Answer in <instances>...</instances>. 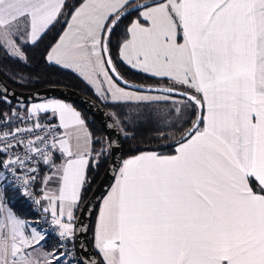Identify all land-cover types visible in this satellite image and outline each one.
I'll list each match as a JSON object with an SVG mask.
<instances>
[{"label": "snow or ice", "instance_id": "obj_1", "mask_svg": "<svg viewBox=\"0 0 264 264\" xmlns=\"http://www.w3.org/2000/svg\"><path fill=\"white\" fill-rule=\"evenodd\" d=\"M67 7L0 0V51L26 65ZM133 14L118 57L153 86L125 80L112 57L111 35ZM67 15L46 61L128 111L97 138L72 103L13 106L0 89V264H264V0H81ZM145 112L158 139L179 133L174 151L125 158L121 136ZM109 159L114 183L92 229L99 259L77 258L88 231L77 213L92 215L87 194ZM9 189L39 218L17 215Z\"/></svg>", "mask_w": 264, "mask_h": 264}, {"label": "trees", "instance_id": "obj_2", "mask_svg": "<svg viewBox=\"0 0 264 264\" xmlns=\"http://www.w3.org/2000/svg\"><path fill=\"white\" fill-rule=\"evenodd\" d=\"M66 2L69 7L65 8L64 12L68 13L70 8L73 5L78 6L81 0H66ZM136 16L137 14H133L132 16L123 19L119 26L112 33L110 45L112 50V57L116 62V66L119 69V72L128 81L142 85H155L156 81L148 79V77L143 73L131 70L127 66V64L122 63L118 57V46L124 38L127 24L134 18H136ZM65 19L66 16H62L60 18V22L55 23V25L47 31V34L44 35L43 38L35 46H30L26 49L28 58L26 65L16 60L10 59L9 57L5 56L2 51H0V76L10 87L19 91L29 92L52 85L63 86L77 90L80 93L94 99L108 112L109 115L111 113L127 112L128 107L126 106L106 103L102 99H99L93 89V86L87 83L79 74H77L73 70L64 69L60 66L51 64L46 61L45 56L48 48L51 45L55 44L56 40L59 38L66 26V24L64 23ZM13 74H18L16 77V82H14L13 79L9 78L10 76H13ZM21 75L24 77V80L19 79V76ZM69 103H72L74 107L79 112H81L88 123V129L93 133L95 137L107 139V135L101 125L87 111L73 102ZM12 104L13 106L16 105V103L13 101ZM7 107V105H0V111H6ZM140 121L141 122L130 126L127 139H124L122 136V153L125 158L129 155H135L140 151L158 150L165 153H172L174 151L173 142L174 139L179 137V133L176 134V137L170 136L167 140H160L157 138L158 134L155 131L157 125L154 122V117H149L148 113L145 112V114L140 118ZM162 145H169V147H161ZM95 147L99 149L100 145H95ZM107 163L108 160L104 162V166L100 169L99 175L95 176L94 182L91 184L87 195L90 194V192L100 179ZM6 195L8 196L9 204L13 207L17 215H20L24 218L32 217L36 220L35 214L31 210L30 206L26 203L24 198H21L19 194L12 191L11 189L7 191ZM93 218L89 228V241L96 253V250L92 245ZM49 239L54 242V245L57 244L55 239L50 237ZM82 257L83 256L77 258Z\"/></svg>", "mask_w": 264, "mask_h": 264}, {"label": "water", "instance_id": "obj_3", "mask_svg": "<svg viewBox=\"0 0 264 264\" xmlns=\"http://www.w3.org/2000/svg\"><path fill=\"white\" fill-rule=\"evenodd\" d=\"M129 82L133 83L131 81ZM133 84L142 85L137 83H133ZM4 86H7V88L11 90L9 94L10 98H11V94L15 93V99L12 100L15 103H17V101H23V103L25 104H31L33 102H39L41 100L48 98H58L65 100L67 102H73L76 105L83 108L85 111H87L101 125V127L103 128V130L105 131L108 137V132L110 131V129H105L104 125L106 123H112V120L110 119V115L94 99L80 93L77 90L68 87L52 85L34 91L23 92L10 87L0 76V89H2ZM146 86H153V85H146ZM37 93L39 95H37ZM121 140H122V136H121ZM120 158H121L120 154L118 153L116 157L117 161H119ZM110 167H111V160L109 159L103 174L101 175L100 179L98 180V182L96 183L90 194L88 195L89 198L94 197V199H92L93 208H90L92 215H89L88 213H79V212L77 214V216L80 218L78 223H83L85 226L88 227V231L84 235L80 236L79 240L77 241V254H76L77 257L87 255L93 257L94 259H99L89 241V228L92 222V218L100 203L99 193H106L109 190V186L114 181L115 173L113 171L108 170L110 169ZM101 183H103V187L100 188L99 191H97V186L100 185ZM80 242H83L86 245V251L84 253L80 252Z\"/></svg>", "mask_w": 264, "mask_h": 264}, {"label": "crops", "instance_id": "obj_4", "mask_svg": "<svg viewBox=\"0 0 264 264\" xmlns=\"http://www.w3.org/2000/svg\"><path fill=\"white\" fill-rule=\"evenodd\" d=\"M126 64V63H125ZM91 85V84H90ZM94 91H95V89H94ZM96 93V92H95ZM48 99H58V98H48ZM44 100H46V99H44ZM44 100H41V101H39V102H42V101H44ZM62 100V99H61ZM65 101V100H64ZM65 102H67V101H65ZM69 103V102H68ZM114 182V181H113ZM38 188H39V185H38ZM99 211V206H98V208H97V210H96V212H95V214L97 213ZM94 225H95V215H94V218H93V225H92V229L94 228ZM48 244H49V246L51 247V246H54V242H52L50 239H48ZM92 245H93V231H92ZM96 250V249H95Z\"/></svg>", "mask_w": 264, "mask_h": 264}, {"label": "built area", "instance_id": "obj_5", "mask_svg": "<svg viewBox=\"0 0 264 264\" xmlns=\"http://www.w3.org/2000/svg\"><path fill=\"white\" fill-rule=\"evenodd\" d=\"M24 199H25V198H24ZM25 201H26V203L30 206V208H31V210L33 211V213L35 214L36 219H38L39 217L36 215V213H37V209H36V207L31 203V201L26 200V199H25ZM45 227L47 228L48 226L45 225ZM49 237L55 239L56 243H58V241L56 240L54 234L50 235Z\"/></svg>", "mask_w": 264, "mask_h": 264}, {"label": "rangeland", "instance_id": "obj_6", "mask_svg": "<svg viewBox=\"0 0 264 264\" xmlns=\"http://www.w3.org/2000/svg\"><path fill=\"white\" fill-rule=\"evenodd\" d=\"M142 0H140V2H141ZM138 15V14H137ZM65 16H66V19H70V17L67 15V13H65ZM129 23H131V22H129ZM129 23L127 24V26L129 25ZM65 28H66V26H65ZM65 28H64V30H65ZM64 30H63V32H64ZM62 32V33H63ZM61 33V34H62ZM75 72V71H74ZM77 73V72H76ZM78 74V73H77ZM82 77V76H81ZM83 78V77H82ZM84 79V78H83ZM85 80V79H84ZM87 83H88V81L87 80H85ZM92 86V85H91ZM94 89V88H93ZM114 183V182H113ZM27 220H29V221H33V220H35L34 218H32V217H30V218H26Z\"/></svg>", "mask_w": 264, "mask_h": 264}]
</instances>
